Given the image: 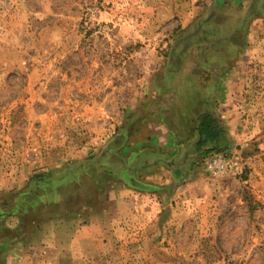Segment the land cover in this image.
Returning <instances> with one entry per match:
<instances>
[{
  "label": "rangeland",
  "instance_id": "rangeland-1",
  "mask_svg": "<svg viewBox=\"0 0 264 264\" xmlns=\"http://www.w3.org/2000/svg\"><path fill=\"white\" fill-rule=\"evenodd\" d=\"M215 103L241 172L209 174L193 142L172 170L185 156L208 195L109 191L172 106ZM0 264H264V0H0Z\"/></svg>",
  "mask_w": 264,
  "mask_h": 264
},
{
  "label": "crops",
  "instance_id": "crops-1",
  "mask_svg": "<svg viewBox=\"0 0 264 264\" xmlns=\"http://www.w3.org/2000/svg\"><path fill=\"white\" fill-rule=\"evenodd\" d=\"M230 105V103L224 105L215 103L210 107V109L204 111L203 113L206 112L213 114L219 120L220 124L226 129L227 136L234 137L238 129V121L236 120V114L232 112L230 107H228ZM173 108L174 107L172 106L170 109L169 127L162 123L158 126V128L164 129L169 135V139L165 144H161L158 139H155L154 137H147L139 143H137L138 141L135 143L129 142L128 145L134 144L132 146V148H134L133 151L128 153L121 151V154L124 156L123 158H120L119 161H109V167H113L114 165V167L126 171L127 177L124 182L113 183L110 180H105L106 184H110L109 191L115 189L117 193H121L122 198L119 201L123 202L124 198L129 195L130 200L134 199L141 201L144 197L146 198V196L158 193V195L160 194L162 197L163 204L166 203L167 206H169V203H172L173 200L176 201L178 198L177 204L183 203L185 199L184 196L187 195V193L191 194L192 191L194 193L191 194L192 196L195 194L198 195L199 193H202L204 196L205 194H209L207 185L208 179H204V175L195 176V174H193L192 177L189 176L186 180L182 179L185 174H191V162H189L185 156L183 158V164L186 166L184 169L187 171H183L180 176H175L173 173L172 169L176 164L174 161L176 155L179 154L176 160H178L182 154L188 155L190 152L188 146H191L193 142L196 143L198 138L196 131L198 125L196 120L198 115L196 120L192 121V119L188 118L189 114L186 112L185 107L183 112ZM127 149L129 150L130 147L128 146ZM168 151H170V153H168ZM169 157L170 160H168ZM105 159H107V157ZM105 159L103 161H105ZM116 162L121 163V165H116ZM85 170L86 168L77 169L76 173L72 172L67 174L69 182L68 187L71 188L75 185V187H78L79 189L86 190L84 180L86 177H90L91 175L89 172L90 169L86 172ZM101 171L106 177L107 175L109 176L114 169H101ZM181 179L186 181V183L183 184L182 182V185H179V181ZM95 183H100V180L96 177ZM144 183L147 184L149 189H154L153 194H150V191L142 192L137 189V187H142ZM186 188L188 189L185 190ZM181 194H183V197ZM27 244L28 246L26 247L31 248L32 242H27Z\"/></svg>",
  "mask_w": 264,
  "mask_h": 264
},
{
  "label": "trees",
  "instance_id": "trees-1",
  "mask_svg": "<svg viewBox=\"0 0 264 264\" xmlns=\"http://www.w3.org/2000/svg\"><path fill=\"white\" fill-rule=\"evenodd\" d=\"M196 121L198 122L196 128L198 138L195 143L197 151L205 154L206 157L223 152L222 149L227 146L228 136L226 129L220 124L219 120L211 113L202 112L198 114ZM117 163L121 165V163ZM65 178L68 179V176L65 175Z\"/></svg>",
  "mask_w": 264,
  "mask_h": 264
},
{
  "label": "built area",
  "instance_id": "built-area-1",
  "mask_svg": "<svg viewBox=\"0 0 264 264\" xmlns=\"http://www.w3.org/2000/svg\"><path fill=\"white\" fill-rule=\"evenodd\" d=\"M205 168L213 176L237 174L242 171L239 156H229L227 152L215 153L206 158Z\"/></svg>",
  "mask_w": 264,
  "mask_h": 264
}]
</instances>
